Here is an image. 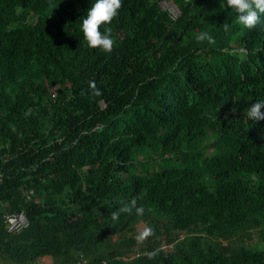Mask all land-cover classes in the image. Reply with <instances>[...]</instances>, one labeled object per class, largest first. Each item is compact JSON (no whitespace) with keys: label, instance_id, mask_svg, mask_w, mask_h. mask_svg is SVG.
Segmentation results:
<instances>
[{"label":"trees","instance_id":"obj_1","mask_svg":"<svg viewBox=\"0 0 264 264\" xmlns=\"http://www.w3.org/2000/svg\"><path fill=\"white\" fill-rule=\"evenodd\" d=\"M160 1L122 0L106 54L81 31L95 0H0V262L264 264V120L247 119L264 16L249 30L224 0H171V19ZM133 198L144 215L113 223Z\"/></svg>","mask_w":264,"mask_h":264},{"label":"clouds","instance_id":"obj_2","mask_svg":"<svg viewBox=\"0 0 264 264\" xmlns=\"http://www.w3.org/2000/svg\"><path fill=\"white\" fill-rule=\"evenodd\" d=\"M220 7L230 8L236 13L238 23L249 30L254 29L261 22V16H264V0H226V3L224 0ZM121 8L122 0H95L88 8L86 17L81 23V31L89 48L99 49L106 54L112 53L116 46V41L112 37V29L110 27L104 28V26L111 24L113 19L119 15ZM221 27L225 32L230 30L228 23H224ZM102 28H104V31H101ZM195 39L197 42L207 41L210 45L216 43L213 36L207 31L198 33ZM222 51L232 55L246 54V50L243 48L232 49L231 51L222 49ZM88 90L91 96L102 95L94 80L88 82ZM262 109H264V101H256L247 109V119L254 121L264 120ZM144 212V207L138 206L135 198L128 201L122 200L120 201V206L110 213V219L113 223H116L122 215L143 216ZM152 235H154V230L151 227H145L136 236L137 243L143 244ZM158 254L159 250H154L147 253V256L149 259H154Z\"/></svg>","mask_w":264,"mask_h":264},{"label":"built area","instance_id":"obj_3","mask_svg":"<svg viewBox=\"0 0 264 264\" xmlns=\"http://www.w3.org/2000/svg\"><path fill=\"white\" fill-rule=\"evenodd\" d=\"M161 2L163 3L162 8L168 11L169 17L171 19H175L179 14L177 7L172 3V1L167 2L161 0ZM5 222L9 233H21L30 224L24 212L6 215Z\"/></svg>","mask_w":264,"mask_h":264},{"label":"rangeland","instance_id":"obj_4","mask_svg":"<svg viewBox=\"0 0 264 264\" xmlns=\"http://www.w3.org/2000/svg\"><path fill=\"white\" fill-rule=\"evenodd\" d=\"M169 2V1H167ZM163 3L160 1V6L162 7ZM145 227H149L148 225L145 224V222L141 221L137 227H136V231L134 232V236L136 238V236L138 235V233L140 231H142ZM130 235L129 234H123L121 236H118V239H123V238H126V237H129ZM184 237L183 234H179V239H182ZM116 238V237H115ZM252 238L253 240H251L250 242H252L254 244V242H256L258 239H259V234L255 233V232H252ZM117 239V238H116ZM248 241V240H247ZM249 242V241H248ZM174 244L175 242L173 243H170V244H167V243H164L163 241H161V245H162V249L169 252V251H172L173 250V247H174ZM130 256H132V254H130ZM0 264H13L11 262H0ZM36 264H58L54 259L50 258V257H45L43 259H40L39 262H37Z\"/></svg>","mask_w":264,"mask_h":264}]
</instances>
